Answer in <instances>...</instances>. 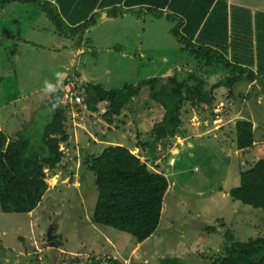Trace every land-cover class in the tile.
I'll return each mask as SVG.
<instances>
[{
  "label": "rangeland",
  "instance_id": "rangeland-1",
  "mask_svg": "<svg viewBox=\"0 0 264 264\" xmlns=\"http://www.w3.org/2000/svg\"><path fill=\"white\" fill-rule=\"evenodd\" d=\"M237 1L261 5L253 15L263 16L264 0ZM1 5L0 17L5 16L1 26L7 25L9 33L0 38V69L10 68L8 59L17 56V64L24 60L18 67L30 68L31 63L34 68L32 60L39 57L50 74L58 69L60 60L66 63L71 58L67 54L55 59L51 56L48 43L54 38L46 30L39 31V26H56L40 8L18 2ZM135 12L113 21L98 19L79 47L76 37L73 49L83 54L75 53V59L71 58L74 65L70 83L81 84V75L85 74L88 81L103 82L110 89L123 88L138 80L165 78L178 65L183 68L180 78L188 75L194 61L171 35L175 24L166 16L157 17L139 9ZM36 16L43 19L38 28L31 35L23 33L27 21ZM10 37L21 47L17 48ZM24 38L28 44L22 41ZM201 68L197 69V76L202 74L204 78L209 74L210 80L206 77L210 83L229 72L222 66L209 67L213 68L209 70L212 74ZM0 72V91L4 85L6 95L14 94L17 77ZM249 83L242 79L232 84L231 90L220 87L209 107L187 101L182 127L167 140H156L152 135L153 124L162 120L165 111L151 101L148 86L142 87L140 95L115 118L113 125L103 118L105 102L98 105L95 114L89 112L84 101L70 107L73 114L72 118L68 114L66 124L70 141L60 145L64 153L61 166L44 170L49 190L40 206L29 215L6 214L0 209V264H165V259L172 260L171 264H213L226 253L225 231L230 230L238 241L263 237L264 212L230 197V191L240 185L241 173L264 159V88L260 82L256 87H249ZM187 84L197 85L195 81ZM261 95L263 100L259 101ZM14 112L12 119L10 111L0 112L3 126L11 120L16 124L23 121L22 112ZM50 118L49 109L41 107L23 135L38 144ZM241 120L251 121L254 127L255 143L246 150L237 149L236 122ZM9 130L4 129L9 140L16 139ZM18 131L17 136L22 130ZM110 143L127 147L169 181L159 228L143 243L127 233L92 222L97 190L95 176L84 161L88 155L100 154ZM178 161L181 169L176 171ZM207 226L216 230L207 232Z\"/></svg>",
  "mask_w": 264,
  "mask_h": 264
},
{
  "label": "trees",
  "instance_id": "trees-1",
  "mask_svg": "<svg viewBox=\"0 0 264 264\" xmlns=\"http://www.w3.org/2000/svg\"><path fill=\"white\" fill-rule=\"evenodd\" d=\"M10 2L38 6L56 26L57 34L73 42L78 37L77 47L81 46L86 32L96 26L100 12H106L110 18L136 13V9L157 17L168 12L166 17L175 23L171 35L194 61V68L185 78L176 74L112 89L83 81L76 87L84 96L89 112H97L100 103L108 104L103 118L109 125L140 95L142 87H150L151 101L165 111L162 120L152 127L156 140H167L178 134L187 101L209 107L214 102V92L220 87L231 90L232 84L239 80L253 83L264 78V14L252 15L245 8H230L228 0H0V5ZM212 66H222L229 72L212 83L207 80L209 74L204 78L202 74L197 76L199 67L201 71H209ZM187 81H195L197 85L189 86ZM65 84L67 81L48 100L51 118L38 144L23 135L32 121L24 122L26 128L16 139L9 140L0 129V209L3 213L29 215L35 211L49 190L45 168L54 170L61 166L64 153L60 145L70 141L66 125L70 106L62 102ZM236 143L238 150L253 147L255 136L251 121L236 122ZM84 164L95 176L97 190L92 222L127 233L138 243L149 239L160 225L164 198L169 190L168 178L149 168L122 145L109 144L100 154L88 155ZM180 169L178 161L174 170ZM230 197L264 212V159L241 173L240 185L230 191ZM215 230L214 226L205 227L207 232ZM224 237L226 253L213 264H264V236L238 241L228 230ZM164 263L173 261L165 259Z\"/></svg>",
  "mask_w": 264,
  "mask_h": 264
},
{
  "label": "crops",
  "instance_id": "crops-1",
  "mask_svg": "<svg viewBox=\"0 0 264 264\" xmlns=\"http://www.w3.org/2000/svg\"><path fill=\"white\" fill-rule=\"evenodd\" d=\"M228 5L230 8L234 7V6L245 8V9L251 11L252 15L257 13L258 9L262 8L261 5H257V4L256 5H248V4L246 5L245 3H242V2L237 1V0H228ZM13 6H14V9H16V3H14ZM37 8H39V7L37 6ZM5 11H6V9H3L2 13L5 14ZM26 12H28V11H26ZM167 13L168 12L164 13V16H166ZM100 16H99V21L102 19H104V20L108 19L110 21H113L115 19V18H110L106 12H100ZM2 18H5V16L0 17V38L2 36H5L7 33H9L7 31L8 30L7 25L1 26L2 24H5V23H1ZM117 18H119V17H117ZM40 20H43V19L40 17L37 18V16L35 18L29 19L27 21V29L25 31H23V33H25L27 31V34L31 35L33 30L38 28ZM2 21H5V20H2ZM6 23H8V22H6ZM41 29H42V31H41ZM45 30L48 31L49 32L48 34H50L54 38V41L52 43H48V44H51V46H49L48 49H49L51 56H53V55L55 56L54 59L57 57H61L62 54L71 55L72 59H75L76 55H82L83 54V52H81L80 50H78L76 52V49L75 50L73 49L74 48L73 44H72L73 41H70V39L65 38L64 36L56 34V32H55L56 29L53 26H51V27H49L48 25H44L43 27L39 26V31L45 33ZM44 33L40 34L43 38H44ZM26 37L27 36H25V38ZM10 38L16 44L15 46L18 48L20 45H17V41L15 40V38L14 37H10ZM25 38L22 39V41L25 44H28L27 43L28 41ZM36 39H38V38L36 37ZM68 42H71V43H68ZM34 43H33V45H34ZM37 46H39V45H37ZM84 50H85V47H84ZM181 50H182V46H181ZM75 53H76V55H75ZM230 55L228 56L229 59L231 57ZM15 58L16 59H12V58L8 59V61H10V63H11L10 68L6 69L5 67H3L2 69H0V70H4V72H8L10 75L13 74V77H17V80H18V83L15 84V86H14V94L6 95V89H5V86L3 85V87L0 91V112H3L5 110L10 111V113H12L10 118L12 119L13 114H15L14 111H16L18 109L22 112L23 121L20 124H16V123H14L13 120H11L9 123H7L6 126H3L1 124L2 120H0V129L3 132H4V129H6V130L10 129L9 132L12 135H15V137H17V134L19 132L18 130H22V129L26 128V125L24 122L32 121L35 118L36 114L39 113L41 107H47L48 106V100L50 99L51 94L54 91H56L58 88H60L64 84L65 80H68L70 78V76L72 74L70 69L72 68V66L74 64H72L71 58L69 60H67L66 63H61L63 61L60 60L61 64L59 63L58 69L52 70V73L48 74V70H44L45 64H44V62H42L43 61L42 58L38 57V58H36L35 61L32 60V62H33L32 64H34V68L31 67V63L28 64V66L30 68H26L23 66L18 67V65H21L24 63V60L20 61L19 64H17L16 60H18L19 57L17 56ZM12 60H14V61H12ZM16 64H17V66H16ZM20 67H22V68H20ZM255 67H256V62H255V66L253 67L254 70L256 69ZM17 68H19V69H17ZM172 70H174L173 73L172 72L167 73L165 75V78L173 77L177 74V72H179L178 73V75H179L180 72H182L183 68L179 67V65H178L177 67H174ZM189 71H192V70H189ZM106 72H107V74H110V72L108 70ZM172 74H174V75H172ZM43 78H46V81ZM81 78L86 83L88 82V83L97 84L95 82L88 81L89 78L87 79L85 74H82ZM151 78H162V77H151ZM148 79H150V78H148ZM148 79H143V80H148ZM259 80L255 81L253 83H249L247 85H249V87H251L252 85H254V86L257 85L256 84L257 82H260L261 87L264 88V78H261L260 81ZM140 81H142V80H138L134 85H136ZM101 84L103 87H105L103 82H100V85ZM0 85H1V83H0ZM105 88H107V87H105ZM262 97H263V95H261L259 97V101L263 100ZM23 102H25L23 104V106H20V104ZM104 105H105L104 107L107 108L108 104L106 102L104 103ZM98 110H99V107H98ZM124 111L126 112L127 108ZM69 114L71 115V118H72L73 111L69 112ZM93 114H95V113H93ZM3 116H4V114L2 115V117ZM13 119H17V118H13ZM71 126H72V124H71ZM110 144H112V143H110ZM113 145H115V144H113ZM117 145H119V144H117ZM173 164H174L173 162L170 164L171 167Z\"/></svg>",
  "mask_w": 264,
  "mask_h": 264
},
{
  "label": "built area",
  "instance_id": "built-area-1",
  "mask_svg": "<svg viewBox=\"0 0 264 264\" xmlns=\"http://www.w3.org/2000/svg\"><path fill=\"white\" fill-rule=\"evenodd\" d=\"M77 84H72L70 83L69 80L67 81V84H65L63 88V91H64L63 98H62L63 104L73 107L74 105L83 103V98L81 94L77 92V89H76Z\"/></svg>",
  "mask_w": 264,
  "mask_h": 264
},
{
  "label": "water",
  "instance_id": "water-1",
  "mask_svg": "<svg viewBox=\"0 0 264 264\" xmlns=\"http://www.w3.org/2000/svg\"><path fill=\"white\" fill-rule=\"evenodd\" d=\"M202 226H204V225H202Z\"/></svg>",
  "mask_w": 264,
  "mask_h": 264
},
{
  "label": "clouds",
  "instance_id": "clouds-1",
  "mask_svg": "<svg viewBox=\"0 0 264 264\" xmlns=\"http://www.w3.org/2000/svg\"><path fill=\"white\" fill-rule=\"evenodd\" d=\"M59 75V74H58Z\"/></svg>",
  "mask_w": 264,
  "mask_h": 264
}]
</instances>
